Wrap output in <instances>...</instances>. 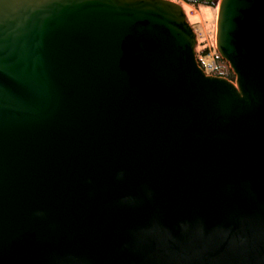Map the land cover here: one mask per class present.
Returning a JSON list of instances; mask_svg holds the SVG:
<instances>
[{
    "label": "water",
    "instance_id": "water-1",
    "mask_svg": "<svg viewBox=\"0 0 264 264\" xmlns=\"http://www.w3.org/2000/svg\"><path fill=\"white\" fill-rule=\"evenodd\" d=\"M205 75L169 0H0V264H264V0H218Z\"/></svg>",
    "mask_w": 264,
    "mask_h": 264
},
{
    "label": "rangeland",
    "instance_id": "rangeland-1",
    "mask_svg": "<svg viewBox=\"0 0 264 264\" xmlns=\"http://www.w3.org/2000/svg\"><path fill=\"white\" fill-rule=\"evenodd\" d=\"M170 1L179 4L181 6L188 25L191 27V29L195 34H198V38H196V45L194 48L195 59L197 53L202 49H205L206 53L208 51L211 52V54L213 55L216 54L214 41H215V17H216V8H217L218 0L214 2L215 10L206 9L204 7L193 8L189 6V8H187L183 6V3L177 0L174 1L170 0ZM211 60H212L211 56H207V55L198 56V61L202 66H207V64ZM221 61L224 64L225 68L230 72L233 78L232 80H228V79L226 80L234 84L233 74L229 70L227 64L223 60Z\"/></svg>",
    "mask_w": 264,
    "mask_h": 264
},
{
    "label": "trees",
    "instance_id": "trees-1",
    "mask_svg": "<svg viewBox=\"0 0 264 264\" xmlns=\"http://www.w3.org/2000/svg\"><path fill=\"white\" fill-rule=\"evenodd\" d=\"M179 2L187 5V6H190V7H193V8H198V7H204L206 9H210V10H215V5H214V2L216 0H178ZM206 55V50L205 49H202L200 50L198 53H197V56H196V61H197V64L199 67H201L200 65V62L198 61V56H204ZM214 58H215V61L217 63V70L218 71H221V73H218V71H215L214 76H220L222 78H225V79H228V80H232V75L230 74V72L225 68L224 64L222 63V61L217 57L216 54H214ZM223 68H222V67Z\"/></svg>",
    "mask_w": 264,
    "mask_h": 264
},
{
    "label": "built area",
    "instance_id": "built-area-1",
    "mask_svg": "<svg viewBox=\"0 0 264 264\" xmlns=\"http://www.w3.org/2000/svg\"><path fill=\"white\" fill-rule=\"evenodd\" d=\"M195 38H198V34H195ZM206 55L207 56H211L212 57V60L207 64V66H202L200 64L201 65L200 69L203 71V73L205 75L214 76L213 73H215V71H218L217 70V63L215 61L214 55L211 54V52H208V51H207ZM218 73H221V71H218Z\"/></svg>",
    "mask_w": 264,
    "mask_h": 264
},
{
    "label": "crops",
    "instance_id": "crops-1",
    "mask_svg": "<svg viewBox=\"0 0 264 264\" xmlns=\"http://www.w3.org/2000/svg\"><path fill=\"white\" fill-rule=\"evenodd\" d=\"M170 1V0H169ZM174 1V0H173ZM178 1V0H177ZM183 6H185V7H187V8H189V6H187V5H185V4H183Z\"/></svg>",
    "mask_w": 264,
    "mask_h": 264
}]
</instances>
